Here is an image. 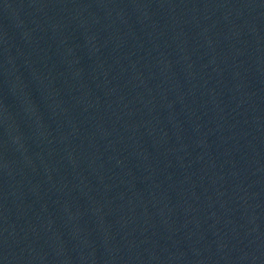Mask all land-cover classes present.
<instances>
[{"label":"water","instance_id":"obj_1","mask_svg":"<svg viewBox=\"0 0 264 264\" xmlns=\"http://www.w3.org/2000/svg\"><path fill=\"white\" fill-rule=\"evenodd\" d=\"M0 264H264V0H0Z\"/></svg>","mask_w":264,"mask_h":264}]
</instances>
